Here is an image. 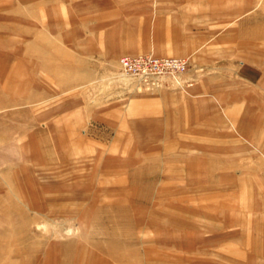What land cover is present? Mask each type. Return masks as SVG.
<instances>
[{
  "label": "rangeland",
  "instance_id": "obj_1",
  "mask_svg": "<svg viewBox=\"0 0 264 264\" xmlns=\"http://www.w3.org/2000/svg\"><path fill=\"white\" fill-rule=\"evenodd\" d=\"M260 106L264 0H0V264H264Z\"/></svg>",
  "mask_w": 264,
  "mask_h": 264
},
{
  "label": "built area",
  "instance_id": "obj_2",
  "mask_svg": "<svg viewBox=\"0 0 264 264\" xmlns=\"http://www.w3.org/2000/svg\"><path fill=\"white\" fill-rule=\"evenodd\" d=\"M118 65L124 74L139 79H153L163 74L174 76L186 67V59L175 56H154L151 54H123L118 57Z\"/></svg>",
  "mask_w": 264,
  "mask_h": 264
},
{
  "label": "crops",
  "instance_id": "obj_3",
  "mask_svg": "<svg viewBox=\"0 0 264 264\" xmlns=\"http://www.w3.org/2000/svg\"><path fill=\"white\" fill-rule=\"evenodd\" d=\"M160 2H181V1H199V2H209L210 0H159ZM204 15V14H203ZM202 15V16H203ZM184 48L185 49H194L195 47H194V45H185L184 46ZM246 77H248L247 75H245ZM257 81H262V79H259V80H257ZM155 94H159V90H156L155 92H154ZM222 94V93H221ZM221 94H220V96H221ZM239 96V94L237 95V97ZM164 97H168V95L165 93V95H162V94H160L156 99H155V101L157 102V103H159V105L158 106H156V110H158L159 108L161 109L162 108V103H163V100L162 99H164ZM239 97H241V95L239 96ZM155 102V103H156ZM236 103H237V105L238 106H242V101H236ZM260 107H262V106H260ZM264 107H262V111H256V113H258V112H260V113H264ZM255 112V111H254ZM240 113H242V112H240ZM239 113V114H240ZM258 117L256 118V116H254V117H250V118H247V117H242L241 116V114L240 115H238L237 113H235L234 114V120H235V122H236V124H237V126L238 127H240L241 128V122H243L244 120H246L247 122H249V123H253V124H255L256 122H258ZM77 261H78V259H77Z\"/></svg>",
  "mask_w": 264,
  "mask_h": 264
},
{
  "label": "bare ground",
  "instance_id": "obj_4",
  "mask_svg": "<svg viewBox=\"0 0 264 264\" xmlns=\"http://www.w3.org/2000/svg\"><path fill=\"white\" fill-rule=\"evenodd\" d=\"M63 264V263H62Z\"/></svg>",
  "mask_w": 264,
  "mask_h": 264
}]
</instances>
